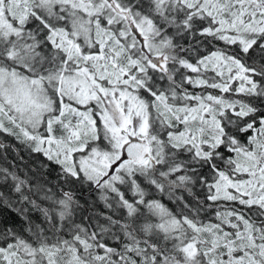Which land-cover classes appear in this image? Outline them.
I'll return each instance as SVG.
<instances>
[{"label": "snow or ice", "instance_id": "1", "mask_svg": "<svg viewBox=\"0 0 264 264\" xmlns=\"http://www.w3.org/2000/svg\"><path fill=\"white\" fill-rule=\"evenodd\" d=\"M0 264H264V0H0Z\"/></svg>", "mask_w": 264, "mask_h": 264}]
</instances>
